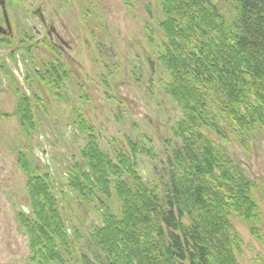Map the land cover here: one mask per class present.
Segmentation results:
<instances>
[{
	"label": "rangeland",
	"instance_id": "1",
	"mask_svg": "<svg viewBox=\"0 0 264 264\" xmlns=\"http://www.w3.org/2000/svg\"><path fill=\"white\" fill-rule=\"evenodd\" d=\"M159 3L6 1L13 36L11 43H0V264H42L40 246L31 242L28 233L32 217L28 184L36 176L43 177L57 198L74 239V251L93 260L86 246L93 228L102 226L100 202L114 214H118L120 202L114 194L107 198L98 192L89 202L69 187L70 168L80 160L79 152L88 134L80 129L81 121L93 128L100 149L113 161L119 151L131 155L133 147L128 141L136 144V171L148 186L168 179L166 157L180 143L170 129L181 120L182 112L164 91L168 78L157 59L163 53L164 42L157 25L162 18ZM39 5L44 18L54 21L76 46L70 53L73 60L65 66L68 77L55 87L33 73L26 77L23 70L22 62H34L22 51L19 39L23 30L34 37L33 25L42 29L32 15ZM12 49L14 52H10ZM33 54L40 60L38 66L50 58L45 50ZM24 94L29 97V111L22 118L20 111L28 109L22 102L19 105ZM250 134L247 146H242L231 135L227 140L209 133L214 147L252 181L250 191L258 207L257 218L249 221L228 209V220L237 238L230 247L238 264H264V131L255 125ZM223 193L227 196L226 191ZM27 210L30 212L25 214ZM189 220V216L183 219ZM58 250L64 263L56 260L46 264H82L77 254L73 261L64 254L63 247Z\"/></svg>",
	"mask_w": 264,
	"mask_h": 264
},
{
	"label": "trees",
	"instance_id": "2",
	"mask_svg": "<svg viewBox=\"0 0 264 264\" xmlns=\"http://www.w3.org/2000/svg\"><path fill=\"white\" fill-rule=\"evenodd\" d=\"M159 7L164 42L157 59L168 78L164 91L182 112L170 129L180 143L166 157L168 179L148 186L136 171V144L128 141L131 155L119 151L113 161L81 121L88 134L80 160L70 168L69 187L89 202L96 192L114 194L119 212L100 202L102 226L93 228L86 246L91 261L74 251L66 217L43 177H32L28 233L40 246L42 264L64 263L58 247L82 264H238L228 209L249 221L257 218L258 207L252 181L214 147L209 133L231 135L247 146L255 125L264 131V0H160ZM47 69L38 75L44 83L55 87L67 77L62 66ZM20 102L28 108V95ZM28 111H20L22 118Z\"/></svg>",
	"mask_w": 264,
	"mask_h": 264
},
{
	"label": "flooded vegetation",
	"instance_id": "3",
	"mask_svg": "<svg viewBox=\"0 0 264 264\" xmlns=\"http://www.w3.org/2000/svg\"><path fill=\"white\" fill-rule=\"evenodd\" d=\"M6 1L7 0H0V10L2 18L0 23V43L2 44H6L7 40V44L11 43L13 36V24L5 8ZM32 15H35V17L38 19L39 23L42 26V29L37 30L36 26L33 25L31 27V30L32 33H36L34 34V37L31 32L28 33L24 30L21 32L19 42L22 51L25 52V54L28 55V58H31L34 62L31 63L30 61L28 62V64H26V61L22 62L24 65L23 70L25 69L26 71V77L28 74L30 76L32 73L36 78L38 77V75H46V72L49 71V69H47V66H49L50 64L53 66H62L64 72L68 77V71L65 66L69 65V60H73V58H71L70 56L71 51H75L76 48V46L73 45V40L68 35H65L63 33L62 28H57L54 21H50L44 18L42 13V5L35 7L32 10ZM15 42L18 43V41ZM19 48L20 47H18V49ZM43 50L47 52V55L50 56V58L46 56L48 57V61H44L39 64L40 66H38L37 62H39L40 60H38L37 56H34L33 53ZM10 52H14V50L12 49L10 50ZM41 59L44 60L46 58L43 57ZM44 66L46 67L44 68Z\"/></svg>",
	"mask_w": 264,
	"mask_h": 264
}]
</instances>
